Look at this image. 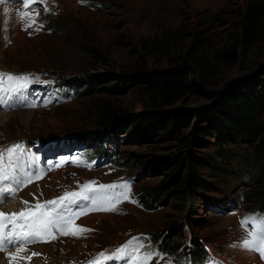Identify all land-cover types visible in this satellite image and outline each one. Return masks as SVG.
Here are the masks:
<instances>
[{
	"label": "rangeland",
	"instance_id": "rangeland-1",
	"mask_svg": "<svg viewBox=\"0 0 264 264\" xmlns=\"http://www.w3.org/2000/svg\"><path fill=\"white\" fill-rule=\"evenodd\" d=\"M253 2L264 0H86V3L46 0L48 10L38 12L37 17L43 23L40 31L23 30L13 8V13L9 11L6 16V5H2L0 72L64 80L72 83L76 95L60 103L59 98L50 101L49 91H45L44 98L39 101L42 106L0 112V115L11 114L7 118L0 117V147L19 139L31 143L32 140L75 134L85 139L86 145L88 143L90 147L94 146V150L101 151L109 162L97 165V160L91 170L66 162L45 172L40 171L37 173H43L40 180L46 184L51 181L48 191L44 189L42 195L24 201L31 204L52 198L87 180L129 186V198L122 199L115 211H89L76 219L92 230L84 233L82 238L58 236L56 240L38 244L43 247L27 248L26 256L32 252L41 254L33 257L30 264H88L103 249L111 250L115 246L118 249L133 237L140 238L144 244L142 251L154 250L162 254L153 248L154 242L143 241L142 236L157 233L166 238L167 227L184 219L190 207L186 205L180 211L175 209L181 203L174 193L178 187L168 183L166 177L172 166L161 169V165L156 166L155 162L163 156L187 154L189 150L197 155L216 157L213 147L189 146L187 140L197 134L195 126L198 123H206L196 111L212 104V92L229 89L237 80L261 71L264 65V35L251 45H244L240 40L243 10ZM6 18L7 31L4 30ZM261 23L264 28V17ZM153 41H168V49L163 54L155 47L150 49ZM214 49L229 51L226 60L218 59L210 65L206 87L212 94L193 84V90L168 107L149 105V90L138 80L143 62L148 69L167 68L183 59L191 64L202 52ZM108 73L115 75L96 80ZM117 74L130 76L133 81L127 84ZM28 105L24 103L25 107ZM103 107L125 114L170 108L187 114V125L170 136H162L158 135L159 130L152 132L141 122H127L119 123L103 140L85 137L91 131L105 133L97 115ZM205 137L214 140L212 136ZM86 150L87 153L91 151ZM95 155L92 152L90 157ZM239 158L238 164L232 163L229 172L207 166L198 168V174L211 181L214 190L204 192L197 201H191L193 223H184L177 236L183 242L180 254H190L197 244L210 259L245 264L247 250L231 245L239 244L245 236L240 226L241 218L252 214L243 201V192L253 187L255 167L246 158ZM187 163L185 160V165ZM38 168L44 169V166L38 165ZM186 176L185 166L180 168L181 186ZM160 185L163 202L153 209L143 208L138 203V189ZM23 187L26 186L18 187L14 197L8 193L0 194V203L14 199ZM124 191L117 187L98 195L118 196ZM24 207L22 203L15 212ZM1 253L5 260L2 263L10 264L7 253ZM167 257L173 256L162 254V258L154 257L151 264H169L171 260ZM118 264H127V261L120 260Z\"/></svg>",
	"mask_w": 264,
	"mask_h": 264
},
{
	"label": "trees",
	"instance_id": "trees-1",
	"mask_svg": "<svg viewBox=\"0 0 264 264\" xmlns=\"http://www.w3.org/2000/svg\"><path fill=\"white\" fill-rule=\"evenodd\" d=\"M263 17L264 2H253L246 5L242 13L240 36L244 45H251L261 40L260 35H264L261 23ZM147 44L145 42V45ZM154 47L163 54L168 49V41H153L150 49ZM228 51L206 50L194 58L191 64L183 59L181 63L167 68L148 69L143 62L138 80L149 90V105L168 107L193 90L195 84L207 93L206 84L210 74V65L218 59L226 60ZM109 75L115 74L108 73L102 77L98 76L96 80H104ZM253 75L237 80L224 91L216 90L212 92L213 94L210 92L214 98L212 104L196 111L206 123H198L195 126L197 134L188 139L187 143L195 147H213L215 158L211 155H197L189 150L187 154L176 153L172 157L163 156L155 162L156 166L161 165V169L172 166L170 172L166 173V177L168 183L178 187L174 193L181 199V203L175 206V209L180 211L186 205L190 207L184 219L167 227L166 238L163 239L157 233L149 235V240L156 242L157 247L163 253L173 256L175 261L179 258L178 262L192 260L194 263H200L206 258L203 248L197 244L190 254H180L179 250L183 242L177 238L181 234L184 223H193L191 201H197L201 199L204 192L214 190L212 182L198 174V168L207 166L214 170L229 172L233 162L238 164L240 156L243 159L246 158L255 167V173L254 181L251 183L253 187L243 192V201L248 205L251 213L260 214L264 211V65L261 71ZM117 76L127 84L133 81L130 76L126 77L122 74H117ZM137 83L139 84L138 81ZM97 115L100 127L105 133L101 130L91 131L85 136L87 138L103 140L104 136L114 131V127L119 126V123L127 122L131 124L141 122L152 132L159 130L158 135L170 136L173 132H179L184 128L188 118L187 114H180L170 108L162 111L147 110L139 114H125L103 107ZM205 136H212L214 140L210 141ZM75 137L83 139L77 135ZM185 160H188L187 165H185ZM185 166L187 176L181 186L180 168H185ZM160 191L161 185L140 187L137 191L138 203L145 209L155 208L163 202V193L161 195Z\"/></svg>",
	"mask_w": 264,
	"mask_h": 264
},
{
	"label": "snow or ice",
	"instance_id": "snow-or-ice-1",
	"mask_svg": "<svg viewBox=\"0 0 264 264\" xmlns=\"http://www.w3.org/2000/svg\"><path fill=\"white\" fill-rule=\"evenodd\" d=\"M9 0H0V4L8 3ZM86 3V0H80ZM40 3L45 4L46 0H23L25 10L17 13L18 20L23 24V30L35 27L39 31L43 25L37 26L36 15L27 11L31 5ZM47 11V9H45ZM9 8H4V13L8 14ZM5 31H7L8 19L4 21ZM5 36V40H7ZM38 77L32 74H13L0 72V105L11 106L12 102L23 103L26 97V91L30 84L38 82ZM28 106H35L29 104ZM25 154L22 144L9 146L7 149L0 150V182L11 180L16 187H0V194L9 193L14 197L20 185L27 186L35 179L42 178L43 173L25 174L22 178L13 171L14 162L21 159ZM5 156L8 163L5 164ZM59 165H57L58 167ZM95 181H90L81 186L80 191L65 192L63 196L44 202L37 201L30 204L28 201H22L25 205L19 212L5 213L0 211V252H6L10 264L23 260L25 264H30L33 257L41 255L32 252L29 256H24L27 251V245L34 243H47L56 240L58 236H73L82 238L83 234L91 229L75 224V220L80 216L86 215L89 211H115L116 205L122 202V199H128L127 184L122 185H104L94 187ZM117 187L125 189L117 195H89L90 193H105ZM78 201L86 202L79 211H74L70 206L77 204ZM115 201V202H113ZM59 210V211H58ZM240 226L245 232L239 244H233L231 247H241L244 250L255 251L264 259V214H247L240 220ZM8 246L15 247L14 252H8ZM144 244L140 238L133 237L123 244L112 254L106 252L99 253L88 264H102L106 260H126L127 264H151L154 257L162 254L154 250L142 251ZM169 264H172L169 261ZM211 264H221L218 261H212Z\"/></svg>",
	"mask_w": 264,
	"mask_h": 264
},
{
	"label": "bare ground",
	"instance_id": "bare-ground-1",
	"mask_svg": "<svg viewBox=\"0 0 264 264\" xmlns=\"http://www.w3.org/2000/svg\"><path fill=\"white\" fill-rule=\"evenodd\" d=\"M5 6V5H4ZM15 6V5H14ZM17 6H21V3L19 2V4ZM3 7V6H0V8ZM5 7L9 8V11L11 13H13L12 11V6L10 5H6ZM11 114H1L0 117H4V118H7L8 116H10ZM22 120H26L25 119V116H21ZM55 181V180H54ZM53 181V182H54ZM51 182V181H50ZM45 183V181L40 180V179H35L32 183H30L29 185H27L26 187H23L22 189H20L18 191V194L17 196L12 199V200H6L5 202L3 203H0V211H3V212H15L17 211L21 204H22V201L24 200H27V199H31V196H36V195H42L41 194V191H43L44 189H48V187L51 185V183ZM48 191V190H47ZM35 194V195H34ZM2 195H0L1 197ZM32 197V198H33ZM1 201V200H0ZM39 248V247H43L41 245H38V246H34V249L35 248ZM45 247H48V245H46ZM9 252V251H8ZM51 254L52 252L49 251ZM246 258L247 259L245 261V264H261L257 254L254 253V251H246ZM3 253L0 252V263H2V260H3ZM243 258V257H242ZM5 261V260H3ZM3 264V263H2Z\"/></svg>",
	"mask_w": 264,
	"mask_h": 264
},
{
	"label": "crops",
	"instance_id": "crops-1",
	"mask_svg": "<svg viewBox=\"0 0 264 264\" xmlns=\"http://www.w3.org/2000/svg\"><path fill=\"white\" fill-rule=\"evenodd\" d=\"M258 256L260 257V259H262V258H261V255H258ZM262 260L264 261V259H262ZM226 263L229 264L228 262H226ZM263 263H264V262H263Z\"/></svg>",
	"mask_w": 264,
	"mask_h": 264
},
{
	"label": "water",
	"instance_id": "water-1",
	"mask_svg": "<svg viewBox=\"0 0 264 264\" xmlns=\"http://www.w3.org/2000/svg\"><path fill=\"white\" fill-rule=\"evenodd\" d=\"M200 92H203L202 90H199ZM207 94H210V92H207Z\"/></svg>",
	"mask_w": 264,
	"mask_h": 264
}]
</instances>
